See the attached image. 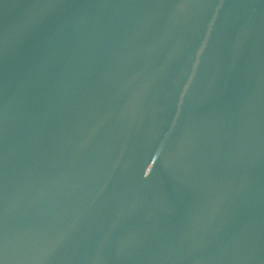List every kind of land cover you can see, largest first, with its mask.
<instances>
[{
	"label": "water",
	"instance_id": "95a60500",
	"mask_svg": "<svg viewBox=\"0 0 264 264\" xmlns=\"http://www.w3.org/2000/svg\"><path fill=\"white\" fill-rule=\"evenodd\" d=\"M0 264H264V0H0Z\"/></svg>",
	"mask_w": 264,
	"mask_h": 264
}]
</instances>
